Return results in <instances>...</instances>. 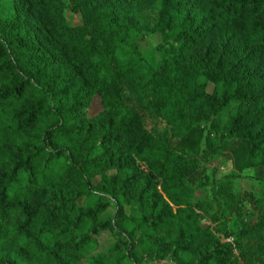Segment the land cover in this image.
<instances>
[{
    "label": "trees",
    "instance_id": "trees-1",
    "mask_svg": "<svg viewBox=\"0 0 264 264\" xmlns=\"http://www.w3.org/2000/svg\"><path fill=\"white\" fill-rule=\"evenodd\" d=\"M146 116L210 120L208 154L264 184V0H0V264L246 262L248 233L236 257L199 224L197 173Z\"/></svg>",
    "mask_w": 264,
    "mask_h": 264
},
{
    "label": "rangeland",
    "instance_id": "rangeland-1",
    "mask_svg": "<svg viewBox=\"0 0 264 264\" xmlns=\"http://www.w3.org/2000/svg\"><path fill=\"white\" fill-rule=\"evenodd\" d=\"M65 18L70 26L81 23L80 17L70 10H65ZM125 38L143 56L148 57L152 64L159 61L158 36L149 38L136 33H128L125 34ZM212 90V85L208 86L207 91L211 93ZM100 110V101L96 97L92 101L88 114L94 116ZM145 123L150 132L154 130L157 133L167 131L176 156L184 158L188 166L197 173L195 179L191 181L189 189L193 195V202L199 203L201 206L199 224L216 228L220 240L231 245L232 254L236 257L239 256V251L235 248L234 240L239 238L242 231L247 232V237L240 242L249 250L250 254H246V262L241 261L240 264H264L259 259L260 256H263L264 260V218H262L264 184L254 182V178L260 176L259 173L254 170L236 172L231 159L226 154H208L205 140L199 136V129H208L210 120L202 123L198 129L178 135L173 134L158 118L146 116ZM250 177L252 180L249 179ZM250 192L253 193V197L249 196ZM259 237L263 240H260ZM111 244V236L108 233L101 234L94 254L107 251ZM149 264L174 263L167 258Z\"/></svg>",
    "mask_w": 264,
    "mask_h": 264
}]
</instances>
